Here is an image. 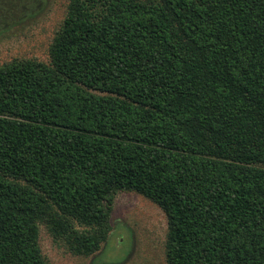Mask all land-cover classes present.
<instances>
[{"label":"trees","instance_id":"trees-1","mask_svg":"<svg viewBox=\"0 0 264 264\" xmlns=\"http://www.w3.org/2000/svg\"><path fill=\"white\" fill-rule=\"evenodd\" d=\"M49 54L0 64V264H51L42 225L96 255L120 192L167 264H264V0H69Z\"/></svg>","mask_w":264,"mask_h":264},{"label":"rangeland","instance_id":"rangeland-1","mask_svg":"<svg viewBox=\"0 0 264 264\" xmlns=\"http://www.w3.org/2000/svg\"><path fill=\"white\" fill-rule=\"evenodd\" d=\"M2 3L5 5L0 20L15 19L11 10L15 11L17 2ZM68 3L69 0H49L46 10L35 19L0 35V64L15 57L49 62V47L66 16ZM112 222L115 230L109 243L90 256L74 254L42 225V252L51 264H167L168 218L155 202L137 192H120L115 198Z\"/></svg>","mask_w":264,"mask_h":264}]
</instances>
